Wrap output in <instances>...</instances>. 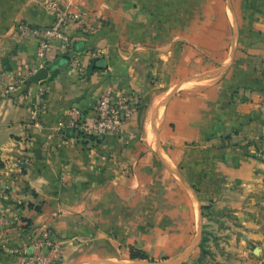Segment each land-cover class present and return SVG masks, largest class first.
<instances>
[{"label": "crops", "instance_id": "obj_1", "mask_svg": "<svg viewBox=\"0 0 264 264\" xmlns=\"http://www.w3.org/2000/svg\"><path fill=\"white\" fill-rule=\"evenodd\" d=\"M43 1L0 0V264L45 229L63 252L60 264L99 260L101 247L127 261L171 264L201 223L205 201L189 185L214 178L224 185L214 209L250 211L243 205L261 190L264 163L234 166L228 155L233 143L264 132V0H58L96 29L85 33L78 21L64 28L85 65L81 76L55 40L37 60L51 23ZM42 67L45 81L1 94L8 75ZM108 85L141 100L121 135L58 128L73 106L91 123ZM38 86L48 103L39 126L24 95ZM131 250L147 259H131Z\"/></svg>", "mask_w": 264, "mask_h": 264}, {"label": "rangeland", "instance_id": "obj_2", "mask_svg": "<svg viewBox=\"0 0 264 264\" xmlns=\"http://www.w3.org/2000/svg\"><path fill=\"white\" fill-rule=\"evenodd\" d=\"M257 7L250 4V11L253 12ZM234 25L236 28V23ZM260 72L262 78L259 80L263 82L264 68ZM262 123L264 126V120ZM260 131H263L261 127ZM253 141L257 142L232 144L228 157L234 166H239L242 161L253 159L264 163V132ZM251 143L254 146L249 147ZM263 172L264 170L261 173ZM203 183L205 185L201 187L205 190L197 184L189 185L196 202L199 203L200 198L206 202L200 209L201 223L193 233L190 246L171 264H264V177L263 181L258 182L261 185L259 193H253L250 204L243 205L250 211L247 209L243 211L241 207L214 209V203L221 198L224 185L218 181V178L203 181ZM29 207L32 208L33 205L30 204ZM34 236L29 234L19 248L9 250V255L17 256V259L9 264H25L34 256ZM193 251L195 254L191 256ZM111 253V250L101 247V259L89 261L86 264L137 263ZM58 257L54 264H60L63 252H60Z\"/></svg>", "mask_w": 264, "mask_h": 264}, {"label": "built area", "instance_id": "obj_3", "mask_svg": "<svg viewBox=\"0 0 264 264\" xmlns=\"http://www.w3.org/2000/svg\"><path fill=\"white\" fill-rule=\"evenodd\" d=\"M43 9L51 19V23L40 36L36 58L39 62L44 61L50 49V41L58 42L60 52L68 58L70 66L77 75L85 73V65L80 61L75 52V42L64 30L70 22L78 21L83 32L93 34L96 29L83 25L81 16L71 14L68 10L61 7L58 0H44ZM17 28L24 33L38 34V29L30 28L23 23H18ZM102 54L101 50H96L90 55L98 57ZM31 75H22L16 73L8 75L11 83L7 84L2 95L6 96L15 91L29 80ZM47 89L38 86L35 90L29 89L24 94L26 98L32 99L30 120L36 125L41 124V120L48 112ZM138 95L128 92H117L113 85L106 86L100 93L97 103L93 108V121L87 123L83 121V109L73 106L69 109L67 119L60 123L59 129H75L77 132H83L94 138H103L107 135L119 136L123 133L126 124L137 112L140 105ZM34 256L26 261L25 264H54L59 258V249L49 241V231L42 230L37 236H34Z\"/></svg>", "mask_w": 264, "mask_h": 264}, {"label": "water", "instance_id": "obj_4", "mask_svg": "<svg viewBox=\"0 0 264 264\" xmlns=\"http://www.w3.org/2000/svg\"><path fill=\"white\" fill-rule=\"evenodd\" d=\"M49 70L46 67L39 68L33 75L29 77L31 83L37 84L38 82L45 81L48 77ZM143 264V263H134Z\"/></svg>", "mask_w": 264, "mask_h": 264}, {"label": "trees", "instance_id": "obj_5", "mask_svg": "<svg viewBox=\"0 0 264 264\" xmlns=\"http://www.w3.org/2000/svg\"><path fill=\"white\" fill-rule=\"evenodd\" d=\"M4 167L3 161L0 159V169ZM35 211H39V207H35ZM131 259L146 260L147 256L140 250H131Z\"/></svg>", "mask_w": 264, "mask_h": 264}]
</instances>
